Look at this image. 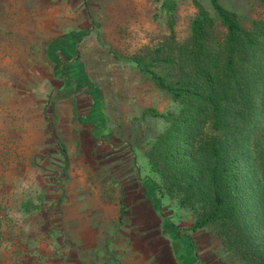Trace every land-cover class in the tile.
Masks as SVG:
<instances>
[{
  "label": "rangeland",
  "instance_id": "374dc122",
  "mask_svg": "<svg viewBox=\"0 0 264 264\" xmlns=\"http://www.w3.org/2000/svg\"><path fill=\"white\" fill-rule=\"evenodd\" d=\"M162 1L0 0V264H181L172 239L183 264H255L156 193L147 151L169 122L146 110L179 106L132 59L168 33ZM174 1L182 40L196 7ZM218 1L264 18L260 0Z\"/></svg>",
  "mask_w": 264,
  "mask_h": 264
},
{
  "label": "trees",
  "instance_id": "16d2710c",
  "mask_svg": "<svg viewBox=\"0 0 264 264\" xmlns=\"http://www.w3.org/2000/svg\"><path fill=\"white\" fill-rule=\"evenodd\" d=\"M210 2L214 16L194 0L189 35L180 40L175 1L163 0L168 33L132 59L179 106L176 113L146 110L169 122L147 151L149 172L158 195H175L197 212L193 230L215 225L228 250L264 264V144L251 133L264 112V18L246 27L218 0Z\"/></svg>",
  "mask_w": 264,
  "mask_h": 264
}]
</instances>
